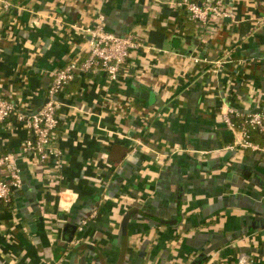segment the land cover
Masks as SVG:
<instances>
[{
	"label": "crops",
	"instance_id": "1",
	"mask_svg": "<svg viewBox=\"0 0 264 264\" xmlns=\"http://www.w3.org/2000/svg\"><path fill=\"white\" fill-rule=\"evenodd\" d=\"M1 1L0 95L25 114L87 57L84 26L102 19L151 50L115 82L98 71L64 89L48 169L24 150L33 135L5 124L0 155L17 158L23 187L0 203V264H193L211 249L201 264H264V156L222 118L264 111V0L226 1L236 20L210 29L173 0Z\"/></svg>",
	"mask_w": 264,
	"mask_h": 264
},
{
	"label": "built area",
	"instance_id": "2",
	"mask_svg": "<svg viewBox=\"0 0 264 264\" xmlns=\"http://www.w3.org/2000/svg\"><path fill=\"white\" fill-rule=\"evenodd\" d=\"M229 0H173L172 5L187 13L189 20L197 23L203 28H211L213 22L221 19L235 21L237 18L233 8L226 4ZM2 10L5 13L11 12L14 4L10 0H2ZM48 19L55 18L48 16ZM91 26H84L80 29L82 37L89 39L88 55L84 60L72 61L63 68L58 69L54 75L52 83L47 93V102L36 114H25L6 97L0 95V133L6 123L14 119L17 124L23 125L26 130L33 135L34 141L27 140L24 143V150L30 153L37 161L50 167V162L56 157H60L59 152L54 148V143L58 138L60 125L59 111L62 104L59 96L64 89L78 75H85L91 72H104L109 81L115 82L121 73L126 69L132 51L149 47L139 41L133 35L119 36L106 29L105 23L101 21ZM222 118L224 123L232 130L238 129L242 132L244 139L240 146L245 150H252L264 156V111L248 115L240 114L231 108H223ZM235 120L241 121L236 126ZM251 132H256L262 138V144L251 141ZM138 145L142 146L140 141ZM136 150H134L135 152ZM183 151L176 147L173 154ZM55 169H61V162L55 164ZM23 180L21 168L17 158L12 154L0 155V203L10 206L13 203L14 193L21 190ZM96 213L90 215L94 218ZM84 222V224H86ZM80 239L73 240L71 247L80 246ZM59 263L56 264H61ZM254 260L243 255L238 264H254Z\"/></svg>",
	"mask_w": 264,
	"mask_h": 264
},
{
	"label": "water",
	"instance_id": "3",
	"mask_svg": "<svg viewBox=\"0 0 264 264\" xmlns=\"http://www.w3.org/2000/svg\"><path fill=\"white\" fill-rule=\"evenodd\" d=\"M145 93L148 94L149 92L146 91ZM258 112L260 111H255L254 113H258ZM212 252H214V249L204 251V253L200 257H198L193 264H201L204 260L207 259V256L211 254ZM74 258L75 257H73V259L71 260V264H74Z\"/></svg>",
	"mask_w": 264,
	"mask_h": 264
},
{
	"label": "trees",
	"instance_id": "4",
	"mask_svg": "<svg viewBox=\"0 0 264 264\" xmlns=\"http://www.w3.org/2000/svg\"><path fill=\"white\" fill-rule=\"evenodd\" d=\"M235 123H237L236 126H239V124L241 123V121H239V120L236 121V120H235ZM252 134H253V132H252ZM1 205H2V203H1Z\"/></svg>",
	"mask_w": 264,
	"mask_h": 264
}]
</instances>
